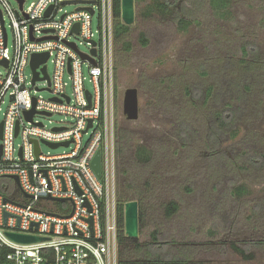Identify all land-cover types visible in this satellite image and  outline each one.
I'll list each match as a JSON object with an SVG mask.
<instances>
[{
	"label": "rangeland",
	"instance_id": "374dc122",
	"mask_svg": "<svg viewBox=\"0 0 264 264\" xmlns=\"http://www.w3.org/2000/svg\"><path fill=\"white\" fill-rule=\"evenodd\" d=\"M161 3L136 2L135 22L115 43L119 197H145L139 247L124 263H147L156 233L163 261L264 264V245L253 246L264 241V0H229L221 9L211 0H178L167 11ZM181 18L190 22L186 30ZM25 73L31 82L30 66ZM86 87L92 90L88 81ZM131 87L139 91L137 120L123 111ZM62 122L71 119H45L49 127ZM236 245L250 246L252 257Z\"/></svg>",
	"mask_w": 264,
	"mask_h": 264
},
{
	"label": "built area",
	"instance_id": "2783aa9c",
	"mask_svg": "<svg viewBox=\"0 0 264 264\" xmlns=\"http://www.w3.org/2000/svg\"><path fill=\"white\" fill-rule=\"evenodd\" d=\"M15 1L0 0V264H119L114 0ZM69 4L76 8L65 10ZM39 53L48 59L37 68L40 78L33 81L32 71L28 82L26 67ZM56 114L71 122L47 126ZM43 145L69 150L44 153ZM98 152L100 175L93 167ZM10 232L42 240L21 242Z\"/></svg>",
	"mask_w": 264,
	"mask_h": 264
},
{
	"label": "water",
	"instance_id": "95a60500",
	"mask_svg": "<svg viewBox=\"0 0 264 264\" xmlns=\"http://www.w3.org/2000/svg\"><path fill=\"white\" fill-rule=\"evenodd\" d=\"M23 1H21V4ZM49 13H46V15ZM136 16V0H121V19L122 22L128 26L132 25L135 22ZM76 31L78 30V25L74 28ZM48 53H39L34 54L32 56L31 67L34 73L33 81L39 79V71L37 68L45 64L48 59ZM3 63L7 66V61H3ZM42 72L45 74L46 78L47 75V68L46 65H43L41 68ZM90 98V95H88ZM123 111L126 117L129 120H137L140 115V105H139V91L136 87L128 88L124 94L123 100ZM35 110H31L26 113V116L29 120L32 119ZM89 126H91V121ZM19 130V124L16 127V134ZM1 131H2V124H1ZM36 144V152L39 153V143L38 141H34ZM68 143H66L67 145ZM53 147H57L59 144H51ZM93 167L98 175L101 174V165H100V153L98 152L93 160ZM15 182L19 185V179L17 176L12 177ZM124 217H125V234L127 237L132 239H137L139 237V226H140V219H139V202L137 200H130L127 201L124 205ZM12 238L21 242H35L38 240H42L41 237L32 236V235H23L19 233H8Z\"/></svg>",
	"mask_w": 264,
	"mask_h": 264
},
{
	"label": "trees",
	"instance_id": "16d2710c",
	"mask_svg": "<svg viewBox=\"0 0 264 264\" xmlns=\"http://www.w3.org/2000/svg\"><path fill=\"white\" fill-rule=\"evenodd\" d=\"M142 0H136V2H140ZM178 0H165V3H161L160 7L163 8L165 11L169 10L170 5L175 4ZM212 4L214 7L216 8H225L228 6V2L229 0H211ZM114 13H115V17L117 19L116 21V27H115V35H116V39L121 38L126 32H128L130 30V27L126 24H124L121 20V0H114ZM190 25V22L187 21L184 18H181L179 20V27L181 30H186L188 28V26ZM141 38V42L143 43V45H146L148 43V39L145 33H141L140 35ZM128 48L129 45L127 44ZM124 150L122 147L119 148V154H123ZM142 194V193H141ZM145 197L141 196L139 193H135V195H132L131 197H122V195L120 196V204H119V212H120V224L122 227L121 230V236H120V244H121V248H123V257L121 255L120 252V264H125L123 258H125L124 256H126L127 254H129L130 252L138 249L139 247V243H138V239H132L129 238L125 235V217H124V205L127 201L133 200V199H138L139 202V219L140 222L143 219V207H144V200ZM175 206V204H172L170 206V208L172 209V207ZM176 207V206H175ZM153 242L148 243L146 246H148L146 253L149 254V260L146 261L147 263L145 264H183L182 260H167V261H163L160 256L157 254L156 252V248H157V244L159 243L158 241V237L157 234L154 233L153 234ZM259 245H264V241L261 243H256L253 246H259ZM236 248L237 251H239L244 258H251L252 255L248 254V250H251V247L249 246L247 249H243L241 247H239L238 245L234 246ZM128 259V258H127ZM128 263V261H126ZM126 263V264H127Z\"/></svg>",
	"mask_w": 264,
	"mask_h": 264
}]
</instances>
